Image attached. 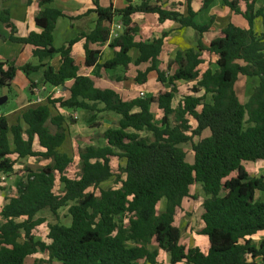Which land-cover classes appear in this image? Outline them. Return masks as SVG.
Listing matches in <instances>:
<instances>
[{
  "label": "trees",
  "instance_id": "trees-1",
  "mask_svg": "<svg viewBox=\"0 0 264 264\" xmlns=\"http://www.w3.org/2000/svg\"><path fill=\"white\" fill-rule=\"evenodd\" d=\"M125 1V8L114 9L112 5L102 8L98 0H92L94 8L88 13L96 15L93 30L57 49L52 34L56 21L64 15L46 7L52 0H35L39 11L34 23L40 33L25 38L15 36L9 12L0 10L7 40L32 47L37 61L21 67L0 62V88L10 92L16 72L28 79L41 71L42 84L50 89L72 82L68 98L47 97L33 103L12 125L0 114V173H13L12 158L48 162L39 169L21 171L16 195L0 209V264H26L36 254L45 259L31 264H159L158 250L168 256L169 264H255L257 260L264 264V240L256 247L252 241L264 233V176L252 178L243 167L264 162V9L255 8L257 0H221L247 26L228 24L203 46L202 35L210 31L213 19L198 25L195 17L213 0H202L198 11L192 7L195 0H182L181 4L174 0ZM168 1L173 3L166 7ZM135 14L154 15L160 24L172 22L192 29L196 46L178 51L161 70L159 57L167 35L136 42L139 28L131 20ZM115 19L122 30L111 37ZM258 20L260 32L255 30ZM81 40L83 67L92 68L94 78L100 77V71L146 65L143 71L136 69L134 82L145 85L147 75L154 72L156 83L169 89L123 101L114 90L95 87L91 77L79 75L71 56L72 47ZM105 44L113 56L99 63V51L90 46ZM131 51L136 53L134 59L129 56ZM204 54L215 57L214 69L201 72ZM55 57L57 70L44 64ZM242 78L256 82L244 103L236 93ZM179 82L192 86L173 107ZM36 86L29 80L31 96ZM60 109L85 112L89 128L98 127L103 113L119 117L115 128L102 133L100 145L76 151L79 172L74 178L66 174L72 160L61 152L69 133L68 118ZM153 109L161 114L157 122ZM206 131L208 136L202 138ZM34 142L41 151H34ZM188 143L192 164L186 162L179 147ZM112 160L118 163L116 173ZM56 177L59 193L55 191ZM110 180L114 188L103 189ZM195 184L205 196L200 206L202 227L196 232L207 240L204 252L181 244L175 225L182 201H196L190 194ZM161 201L164 208L158 210ZM62 208L67 209L70 223L48 225L45 240L36 239L34 233L44 222L36 216L47 210L57 217Z\"/></svg>",
  "mask_w": 264,
  "mask_h": 264
},
{
  "label": "crops",
  "instance_id": "crops-1",
  "mask_svg": "<svg viewBox=\"0 0 264 264\" xmlns=\"http://www.w3.org/2000/svg\"><path fill=\"white\" fill-rule=\"evenodd\" d=\"M142 0H132L133 4H138ZM150 3H155L157 0H148ZM164 1V0H161ZM202 0H195L192 4L194 11H198ZM175 4L183 3L182 0H174ZM172 1H168L165 6H170ZM98 4L102 8H106L112 5L114 9H123L126 7L127 3L125 0H98ZM48 8H53L60 11L64 17L59 18L56 21L55 28L52 34L53 47L55 49L60 48L65 43L70 40L75 39L79 34H88L91 32L95 26L96 15L93 13H88V11L93 10L94 6L92 0H52L51 4L47 5ZM255 8H263V5H258L256 1ZM0 10H7L9 12V17L16 29V37L25 38L30 33L39 34L40 29L36 27L34 23V17L39 11L35 6V0H5L0 1ZM213 19L210 31L203 34L201 38V43L203 46H208V44L214 40L220 33V31L228 24H233L239 28H246V22L238 15L233 14L227 7L222 5L221 0H213L211 5L200 12H197L195 21L198 25H207ZM133 23H135L139 32L136 37V42H151L155 38H159L163 33H166V37L163 40L162 51L159 57L160 69L164 70L168 61L174 59L178 51H184L196 46V35L194 31L190 28H179L177 24L172 22H164L162 24L158 23L156 16L147 14H135L131 17ZM119 24L118 19H115L111 25V30H113ZM255 30L261 31L260 22L256 21ZM120 33V32H119ZM8 33L4 26L0 23V62L10 61L14 62L18 67L25 64L36 65L37 61L32 56V47L25 46L22 44L11 43L7 40ZM83 40L76 43L72 47L71 56L76 61L79 67V75L91 77L95 87L102 89H112L114 90L123 101L133 100L138 97L139 94L152 95L155 96L159 91H167L168 89L164 87L165 85H160L156 83V75L154 72H150L147 75V81L145 85H138L134 82V77L136 69L138 71H143L146 65H141L134 68L129 65L127 70L117 69L114 72L100 71V77L94 78L92 75V68L83 67L84 53L82 50ZM92 50H98L100 53V62L104 63L110 60L113 56V51L107 47V44L103 46L91 45ZM129 56L134 59L136 57L135 51H131ZM202 60L204 63L200 66V71L204 72L208 68L214 69L215 57H208L207 55H202ZM44 64H49L55 70L58 69L59 63L58 58L55 57L50 61H45ZM41 71L35 73L37 79L32 80V75L29 76V80L34 82L39 90L38 97L43 100L42 91L48 90L46 86L42 84ZM126 78L125 81H119V79ZM22 72H16L13 81L11 82L10 94L14 97L15 107L12 110L0 114L6 117L12 113L16 114L14 122L19 118L21 112L28 108L34 103L35 97L30 94L29 80ZM150 80V84L149 83ZM72 82H67L64 88H51L50 92H56L62 90L64 92L63 98H68L69 94L67 89L70 87ZM184 83V82H183ZM179 85L177 84V87ZM28 92V95L25 92ZM237 93V85H236ZM8 98H6L7 103ZM75 114V112H73ZM62 114V113H61ZM68 114V113H65ZM207 132V131H206ZM205 133V132H204ZM203 135V134H202ZM207 137V136H206ZM36 151V150H34ZM41 151V150H38ZM36 151V152H38ZM193 190V192H191ZM199 191L196 194L195 191ZM190 194L196 198V201L190 199H184L182 201V212L180 217L185 216L193 208L194 204H199L201 206L202 201L205 196L202 194L200 186L198 184L193 185L190 188ZM201 214V208L199 209V217ZM202 223H200V228ZM196 235V234H195ZM262 235L261 240H264V233H259L256 236ZM197 236V235H196ZM201 240V245L204 246L203 252L207 250L208 243L205 237L197 236ZM181 240V238H180ZM253 241V238H252ZM260 241L254 245L255 247L260 243ZM181 243V242H180ZM182 244V243H181ZM187 248H193L196 246H187ZM158 263L159 264H169L168 256L158 250L157 251ZM45 257L41 254H36L29 257L26 260V264H31L38 260H43ZM255 264H260L257 260Z\"/></svg>",
  "mask_w": 264,
  "mask_h": 264
},
{
  "label": "rangeland",
  "instance_id": "rangeland-1",
  "mask_svg": "<svg viewBox=\"0 0 264 264\" xmlns=\"http://www.w3.org/2000/svg\"><path fill=\"white\" fill-rule=\"evenodd\" d=\"M258 5L264 6V0H257ZM258 22H260L258 20ZM260 32V31H257ZM37 79L36 74H32V80ZM150 80L149 83L150 84ZM178 86V94L175 96L173 101V107H176L177 103L180 100V95L185 92L186 88H191L192 83H183L179 82L177 83ZM256 85L255 80L252 79H245L242 78L237 84V96L240 99L241 102H246L247 98L249 97L253 87ZM167 89H169L168 86H164ZM48 90L42 91L43 99H46L47 97L51 98H63L64 92L62 90L56 91V92H50ZM26 95H28V92H25ZM144 95V94H143ZM201 95V94H200ZM146 96V95H144ZM8 98L6 104H2L0 106V110L2 113H6L9 110H12L16 105L14 103V97L8 92V88H0V98ZM209 100V98H207ZM59 113H62V115L66 116L68 118V139L65 142V144L61 148V152H65L68 154V156L71 158L72 163L67 168L66 174L69 178H74L77 176L79 172V161L78 157L76 155V151L78 149H82L87 145H100L101 144V135L104 131L108 129H113L116 127L117 121L119 117L109 114V113H103L99 116V119L97 121L98 127L97 128H89L86 124V119L88 115L85 112H75V114L71 111H65L60 109ZM68 113V114H65ZM152 113L154 115V118L156 122L160 119L161 114L156 110L153 109ZM16 118V114L12 113L10 115L6 116V120L8 122V125L14 124V120ZM208 136V132L203 133L202 138ZM11 139V138H10ZM184 153L186 154V162L189 164H192L193 162V156L191 151L190 144H184L179 146ZM33 149L38 151L40 150L37 143L34 142ZM14 161V167H13V173L6 176V180L3 183H0V209L5 205L8 198L13 197L16 195L15 187L17 184V181L19 179V174L24 169L28 168L31 170H36L41 168L42 166L46 165L48 162L43 161L41 159L36 158H26L21 160H15ZM117 166L118 163L116 160H112L111 167L114 171V173L117 172ZM244 169L247 171L250 177L256 178L260 176H264V162H256V163H248L245 164ZM103 189H109L114 188L113 181L110 180L106 183H104L101 186ZM55 191L56 193H59L61 191V186L58 182V178L56 177L55 182ZM193 192V190L191 191ZM199 191H195L196 194ZM200 193V192H199ZM201 194V193H200ZM158 210H163L164 208V201H161L158 206ZM201 207L199 204H194V208L187 213L185 216L176 218L175 225L178 227L180 234H181V240L180 242L183 245L187 246H196L198 248H201L204 250V246L201 244V238L197 237L195 234L200 229V219H199V209ZM36 217L42 218L44 222L42 225H40L36 231H35V237L38 240H45L46 234L48 232V225L59 223L63 225H68L70 223V218L67 213L66 208H62L57 213V217H54L49 211H42L40 212ZM262 238V235L253 237V245H256L260 239Z\"/></svg>",
  "mask_w": 264,
  "mask_h": 264
},
{
  "label": "built area",
  "instance_id": "built-area-1",
  "mask_svg": "<svg viewBox=\"0 0 264 264\" xmlns=\"http://www.w3.org/2000/svg\"><path fill=\"white\" fill-rule=\"evenodd\" d=\"M121 30H122L121 25H117L113 30H111L110 36L116 37L119 34V32H121ZM31 92L33 93V96L35 97L34 103H40L42 99L38 97V94L40 93L39 90L35 87L31 89ZM139 97H143V94H139ZM6 176L7 175L0 173V183H3L6 180Z\"/></svg>",
  "mask_w": 264,
  "mask_h": 264
},
{
  "label": "water",
  "instance_id": "water-1",
  "mask_svg": "<svg viewBox=\"0 0 264 264\" xmlns=\"http://www.w3.org/2000/svg\"><path fill=\"white\" fill-rule=\"evenodd\" d=\"M6 102V98H0V106Z\"/></svg>",
  "mask_w": 264,
  "mask_h": 264
}]
</instances>
